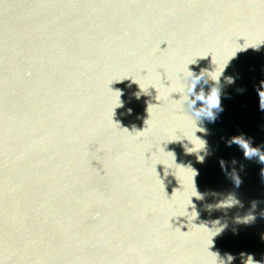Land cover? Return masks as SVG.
Segmentation results:
<instances>
[{
    "label": "water",
    "instance_id": "95a60500",
    "mask_svg": "<svg viewBox=\"0 0 264 264\" xmlns=\"http://www.w3.org/2000/svg\"><path fill=\"white\" fill-rule=\"evenodd\" d=\"M0 264H264V0H0Z\"/></svg>",
    "mask_w": 264,
    "mask_h": 264
},
{
    "label": "clouds",
    "instance_id": "9594fccd",
    "mask_svg": "<svg viewBox=\"0 0 264 264\" xmlns=\"http://www.w3.org/2000/svg\"><path fill=\"white\" fill-rule=\"evenodd\" d=\"M205 103H206L208 106L212 107V108L219 107V103H220V101H219V97L217 96V94H216V95H209V96L206 98ZM230 259H231V257H230Z\"/></svg>",
    "mask_w": 264,
    "mask_h": 264
}]
</instances>
